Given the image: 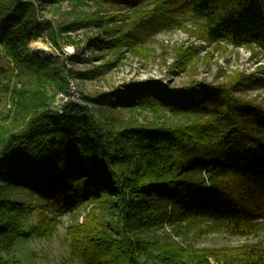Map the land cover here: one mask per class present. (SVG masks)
Masks as SVG:
<instances>
[{
	"label": "trees",
	"instance_id": "obj_1",
	"mask_svg": "<svg viewBox=\"0 0 264 264\" xmlns=\"http://www.w3.org/2000/svg\"><path fill=\"white\" fill-rule=\"evenodd\" d=\"M63 1L124 9L153 4L137 40L146 37L149 23H194L209 43L264 53V0H0V61L8 58L6 67L0 62V74L12 89V106L0 122V264H22L11 253L18 238L49 233L55 217L26 228L36 210L63 214L87 201L92 216L72 236L78 264H149L155 257L185 264L143 235L165 225L239 236L264 232V105L237 96L240 81L173 86L149 79L54 109L51 87L70 93L74 74L64 61L32 52L33 41L46 32L61 48L59 33L92 26L101 36L90 47L132 42L129 32L108 27L114 16L99 12L56 29L40 10ZM95 106L163 109L193 119L119 125L109 112H94ZM20 192L31 197L16 198ZM246 248L241 264H264L263 247Z\"/></svg>",
	"mask_w": 264,
	"mask_h": 264
},
{
	"label": "rangeland",
	"instance_id": "obj_2",
	"mask_svg": "<svg viewBox=\"0 0 264 264\" xmlns=\"http://www.w3.org/2000/svg\"><path fill=\"white\" fill-rule=\"evenodd\" d=\"M153 4H146L138 9H124L120 5L81 3L63 1L48 4L40 10L42 18L51 20L56 29L61 25L94 16H114L110 26H116L132 42L120 48L99 50L90 47L91 39L101 36V29L78 27L77 30L59 33L61 48L54 46L46 32L30 44L32 52L42 58H56L74 74L70 78L72 92L78 93L77 102L85 104L84 96H96L110 92L125 83H142L149 79H159L173 86H182L193 80L204 81L213 85H229L240 81L241 90L237 96L264 105V53L258 49L235 47L227 43H209L201 32V27L194 23L148 27L147 35L137 40L138 27ZM148 24V25H149ZM148 25H142L147 27ZM145 31V29H143ZM128 34V33H127ZM134 35V36H133ZM83 56L85 60H72L71 57ZM2 66L8 65V58L3 55ZM109 64L106 67V64ZM10 81L0 74V122H3L12 106V95L8 88ZM74 88V90H73ZM59 92L51 87L53 96L51 107ZM70 92V94H72ZM63 108V106H62ZM58 109V108H56ZM96 113L109 112L119 121V125L154 124L160 122H182L192 120L191 116H175L163 109L134 107L132 109H102L94 107ZM16 198H30L25 192L14 195ZM40 204V200L34 197ZM80 207L63 214L36 210L27 220L30 229L48 218H57L48 222L50 231L46 235H33L31 238H18L13 244V253L22 264H78L72 255V236L80 226L92 216V202H85ZM143 235L152 240L156 248L177 253L185 264H241L247 246L257 244L264 248V232L258 235L239 236L224 231H217L203 226L182 225L148 230ZM149 264H166L159 258H151Z\"/></svg>",
	"mask_w": 264,
	"mask_h": 264
},
{
	"label": "built area",
	"instance_id": "obj_3",
	"mask_svg": "<svg viewBox=\"0 0 264 264\" xmlns=\"http://www.w3.org/2000/svg\"><path fill=\"white\" fill-rule=\"evenodd\" d=\"M73 90H74V88H73ZM71 92H72V89H71ZM78 95L79 94L74 92V91L72 92V94L67 93V92H59L57 94V96L55 97V100H54L55 106L54 107L61 109L62 106L67 102H70V101L77 102L78 100H80V97L77 99Z\"/></svg>",
	"mask_w": 264,
	"mask_h": 264
}]
</instances>
